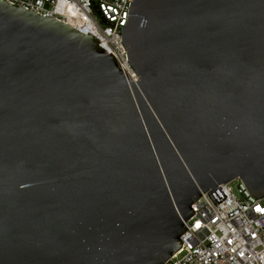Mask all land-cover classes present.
Listing matches in <instances>:
<instances>
[{"label":"water","instance_id":"water-1","mask_svg":"<svg viewBox=\"0 0 264 264\" xmlns=\"http://www.w3.org/2000/svg\"><path fill=\"white\" fill-rule=\"evenodd\" d=\"M122 35L139 81L0 0V264H164L202 191L264 196V0H135Z\"/></svg>","mask_w":264,"mask_h":264},{"label":"built area","instance_id":"built-area-1","mask_svg":"<svg viewBox=\"0 0 264 264\" xmlns=\"http://www.w3.org/2000/svg\"><path fill=\"white\" fill-rule=\"evenodd\" d=\"M4 1L93 34L139 81L122 35L135 0ZM237 179V192L232 181L201 192L191 205L195 213L185 221L189 228L181 236L183 244L164 264H264V196L254 195Z\"/></svg>","mask_w":264,"mask_h":264},{"label":"rangeland","instance_id":"rangeland-1","mask_svg":"<svg viewBox=\"0 0 264 264\" xmlns=\"http://www.w3.org/2000/svg\"><path fill=\"white\" fill-rule=\"evenodd\" d=\"M238 184H239V180L238 179H234L232 181V183H231V185L233 186L235 192H237Z\"/></svg>","mask_w":264,"mask_h":264}]
</instances>
